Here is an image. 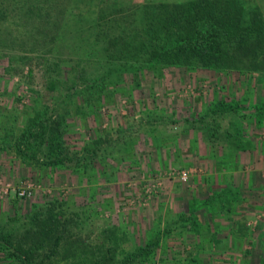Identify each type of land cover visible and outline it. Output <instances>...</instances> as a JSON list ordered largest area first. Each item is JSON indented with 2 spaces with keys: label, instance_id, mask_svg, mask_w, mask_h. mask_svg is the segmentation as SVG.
I'll list each match as a JSON object with an SVG mask.
<instances>
[{
  "label": "rangeland",
  "instance_id": "374dc122",
  "mask_svg": "<svg viewBox=\"0 0 264 264\" xmlns=\"http://www.w3.org/2000/svg\"><path fill=\"white\" fill-rule=\"evenodd\" d=\"M95 1H70L65 18L68 21L59 39L39 38L35 45L30 44L31 36L18 35L25 27L13 19L17 10L0 20L1 113L15 108L19 121L34 97L64 102L69 98L64 90L70 92L73 86H82L73 76L72 65L77 56L94 54L85 43L90 22L87 10H95ZM116 1L99 0L101 5H113ZM125 1L130 6H140L147 1L182 0ZM242 2L257 6L264 18V0ZM46 66L51 69L49 72ZM171 68L164 67L161 75L143 71L136 88L125 73L116 82V89L104 94L100 104L93 108L78 93L81 118L74 119L73 109L67 113L71 126L66 135L69 143L81 136L94 137L108 127L112 130L135 124L141 117L138 162H132L127 170L118 166L113 172H104L92 167L77 175L66 168L39 163L41 158L25 163L12 149L0 150V225L10 223L8 218L16 213L28 212L32 201L41 203L54 195L79 210L83 218L80 234L88 233L91 242L96 241L101 226L108 222L126 224L129 240H142L143 230L150 223L161 226L176 212L194 206L197 233L189 229L188 220L176 221L166 237L161 235L169 249L166 253L158 248L157 262L182 264L193 257L195 264H259V257L264 256V126L257 137L263 143L262 156L258 157L261 142L257 145L259 141L254 138V155L230 154L222 142L212 147L199 131L184 129L187 124L183 118L186 115L193 119L192 114L200 112L208 99L221 96L241 103L239 124L244 131L252 130L254 117L249 114L256 105L264 108V71L222 74ZM93 71L87 67L84 74ZM208 72L211 78L206 76ZM51 77L63 82L53 84ZM236 115L224 113L221 127ZM147 116L163 118L147 123ZM0 119L2 124L7 116ZM85 211L88 213L84 214ZM147 235L151 233L147 231ZM211 240L216 246H211Z\"/></svg>",
  "mask_w": 264,
  "mask_h": 264
},
{
  "label": "trees",
  "instance_id": "16d2710c",
  "mask_svg": "<svg viewBox=\"0 0 264 264\" xmlns=\"http://www.w3.org/2000/svg\"><path fill=\"white\" fill-rule=\"evenodd\" d=\"M70 1L77 4L82 0H0V20L17 10L13 19L25 27L18 35L31 36V45L39 38L59 39L68 21L65 18ZM95 3V10H87L90 22L85 43L86 49L94 54L77 56L72 65L73 76L82 86L66 87L70 92L63 91L69 97L64 102L34 97L23 109L19 121L15 108L0 112V117L7 116L0 124V150L12 149L25 163L41 158L39 163L55 169L66 168L77 175L92 167L104 172L105 169L113 172L118 166L127 170L132 162H138L141 117L135 124L112 130L108 127L94 137L81 136L69 143L66 135L71 126L67 113L73 109L74 119L81 118L78 93L93 108L100 104L104 94L116 89V82L125 73L136 88L144 72L150 70L161 75L164 67L197 72L205 69L222 74L264 71V18L257 6H249L242 0L147 1L140 6H130L125 0H117L113 5H101L99 0ZM87 67L94 71L84 74ZM50 70L46 66V71ZM58 81L61 83V78L51 77V83ZM241 106L235 99L212 97L200 112L192 114L193 119L185 115L187 128L184 129L199 131L212 147L222 142L230 154L252 156L257 151L253 138L258 142L257 137L263 132L264 108L256 105L249 114L254 117V128L247 132L239 124ZM227 112L237 115L221 127L220 120ZM161 118L147 116L146 122ZM260 142L258 157L262 156V140L257 145ZM193 211L194 206L185 212L178 211L161 226L150 223L143 230L142 240L130 241L126 224L108 222L101 226L96 241L91 242L88 233L80 234L83 218L79 210L53 195L41 203L32 201L28 212L16 213L8 218L10 223L0 225V264H179L159 263L155 254L161 247L168 252L167 240L162 241L161 235L166 237L177 225L176 221L188 220L189 229L197 233ZM211 246H216L214 240ZM186 260L182 264H195L193 257ZM259 264H264V256L259 257Z\"/></svg>",
  "mask_w": 264,
  "mask_h": 264
}]
</instances>
